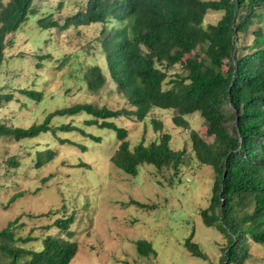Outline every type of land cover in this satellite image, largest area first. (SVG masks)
I'll list each match as a JSON object with an SVG mask.
<instances>
[{"label": "trees", "instance_id": "1", "mask_svg": "<svg viewBox=\"0 0 264 264\" xmlns=\"http://www.w3.org/2000/svg\"><path fill=\"white\" fill-rule=\"evenodd\" d=\"M256 8L264 11V0H86L85 9L78 10L57 21L46 13L36 19L42 30L101 23L99 42L105 56L108 73L97 65L82 71V78L90 91H97L106 82V75L116 84L128 102V107L112 109L91 102L74 103L48 112L41 122L27 127L11 125L0 119V137L15 140L37 137L56 130H74L70 124L53 126L55 116H72L84 112L91 118L88 124L115 132L120 141L111 155L113 164L130 175H136L139 166L148 165L158 170L171 169L176 176L183 163L184 149L170 146L171 135L163 132L157 141L145 145L139 142L133 148L125 139L127 130L112 118L121 116L143 120L153 108L175 109V125L187 123L184 116L199 112L206 126L205 141L195 131L190 133L192 150L201 164L215 171L209 205L200 210L203 223L214 226L226 239V246L218 264H245L249 251L246 237L264 247V32L255 30L249 51L238 52V34L245 33L258 16ZM208 10L223 11L213 24L203 27ZM36 14L33 0H7L0 7V67L6 47L12 43L9 34ZM112 20L122 22L112 25ZM203 46V57L192 51ZM46 57L40 55L39 58ZM179 63L185 75L175 73L167 81V69ZM104 67V66H102ZM224 67H226L224 69ZM14 91L29 100L41 101V90L18 87ZM14 91L0 87V108L15 97ZM154 127L160 123L153 120ZM83 132V131H82ZM100 142V135L84 133ZM60 143H69L60 139ZM85 151L84 145H80ZM45 160L53 157L47 151ZM37 160L38 166L45 161ZM8 162L17 166L13 155ZM78 166L88 167L80 162ZM20 193H15L14 196ZM140 208L148 205L133 201ZM20 217L9 220L0 229V264H69L78 251L72 239L73 215L56 218L38 238L30 229L26 235L16 234L14 226ZM62 234H48L52 227ZM16 231V232H15ZM193 232L184 240L191 255L207 259L198 244L192 241ZM34 241L38 250L24 245ZM136 251L147 256L156 255L151 242L139 239ZM128 264L127 262H124ZM208 264H213L209 262Z\"/></svg>", "mask_w": 264, "mask_h": 264}, {"label": "rangeland", "instance_id": "2", "mask_svg": "<svg viewBox=\"0 0 264 264\" xmlns=\"http://www.w3.org/2000/svg\"><path fill=\"white\" fill-rule=\"evenodd\" d=\"M6 2L0 0V7ZM85 4L86 0H33L36 14L8 35L12 43L6 47L0 67V87L12 91L18 87L38 89L43 99L29 100L14 91V99L0 108L1 120L27 127L41 122L54 109L80 102L112 109L128 107L108 75L97 91L88 90L82 78V71L94 64L108 73L99 42L101 23L63 30H42L36 23L46 13L62 22L76 11L84 10ZM256 12L258 16L248 31L238 34L240 53L249 51L255 30L261 28L264 32V11L256 8ZM222 14L221 10H208L203 27L215 23ZM121 24L112 20L115 27ZM203 51L199 45L192 54L197 53L201 58ZM40 55L46 57L40 59ZM166 71L164 88L175 73L185 75L179 63ZM176 113L175 109L153 108L143 120L134 116L112 118L127 130L125 139L130 148L139 142L147 145L157 141L163 132L170 133V146L185 151L176 176L171 169L158 170L144 164L134 176L116 167L111 161L120 143L115 132L88 124L91 117L84 112L55 116L51 120L53 126L70 124L74 130H56L55 134L46 132L20 140L0 137V229L19 216V224L14 226L16 234L26 235L33 229L32 234L40 238L45 229L35 231L39 228L36 225L51 224L56 218L73 215L71 240L78 243L79 251L69 264H218L227 239L214 226H206L200 215V210L209 205L215 171L196 159L190 133L195 131L207 142L212 137L206 134L199 112L184 116L187 123L183 126L174 124ZM153 120L160 123L159 129L154 127ZM85 132L100 135L101 141L84 136ZM60 139H68L71 144H61ZM80 145H84L85 151ZM48 150L53 157L45 160ZM12 155L17 166L8 162ZM42 158L45 161L38 166L37 160ZM80 162L88 167L78 166ZM133 201L153 208H140ZM53 229L47 233L62 234L55 226ZM191 232L192 241L207 259L191 255L184 247V240ZM139 239L151 242L156 255L139 254L135 245ZM31 243L33 249H39L34 241L24 247L32 248ZM245 244L250 254L245 264H264V247L249 237Z\"/></svg>", "mask_w": 264, "mask_h": 264}, {"label": "crops", "instance_id": "3", "mask_svg": "<svg viewBox=\"0 0 264 264\" xmlns=\"http://www.w3.org/2000/svg\"><path fill=\"white\" fill-rule=\"evenodd\" d=\"M36 226H37V227H40L41 225H36ZM51 230H52V231H54V229H53V228H52ZM35 231H37V230H35ZM54 235H55V234H54Z\"/></svg>", "mask_w": 264, "mask_h": 264}, {"label": "clouds", "instance_id": "4", "mask_svg": "<svg viewBox=\"0 0 264 264\" xmlns=\"http://www.w3.org/2000/svg\"><path fill=\"white\" fill-rule=\"evenodd\" d=\"M71 227V226H70ZM53 228V227H52ZM79 251V250H78ZM74 258V257H73Z\"/></svg>", "mask_w": 264, "mask_h": 264}]
</instances>
